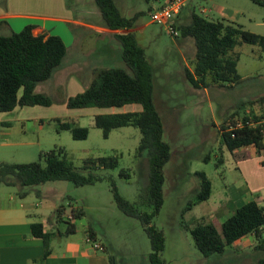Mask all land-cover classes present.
<instances>
[{"label": "rangeland", "instance_id": "obj_1", "mask_svg": "<svg viewBox=\"0 0 264 264\" xmlns=\"http://www.w3.org/2000/svg\"><path fill=\"white\" fill-rule=\"evenodd\" d=\"M165 2L114 0L124 17L140 13L135 26L144 28L136 32V37L154 68V104L163 123L164 140L171 147V158L164 166L163 206L152 224L164 233L165 249L162 257L168 264L214 263L217 257L214 255L205 261L186 227L191 228L204 220L201 222L212 223L221 231L219 219L209 220L204 214L206 209H217L222 200L229 198L225 193L231 195L237 188L236 163L226 149L221 150L219 144L221 123L231 115L240 116L244 112L263 116L264 104L256 103L254 99L264 96V51L259 45L239 42L230 53L238 60L239 81L230 88L227 85L221 87L208 78L205 85L196 88L185 78V70L192 71L194 49L191 42L172 38L162 25L151 22L150 14ZM66 3L75 16L101 24L103 19L94 0H82L79 3L77 0H66ZM192 10L208 20L232 23L244 31L264 36V0H188L176 23L182 22ZM76 37L78 41L86 37L88 43L85 48H91L92 52L87 55L78 52L72 61L100 63L103 68L126 69L118 42L98 40L86 33H77ZM68 61L69 57L62 66L65 67ZM79 74L85 78L87 71ZM73 81L78 86L84 85L81 81ZM53 89H56L55 85H52ZM69 94L65 87L64 91L57 94L52 92L51 105L43 106L39 115L30 116L35 119L34 122L21 123L15 120L14 115H10V133L4 135L0 131V163L43 164L39 158L41 152L61 147L74 168L84 175L89 173L81 170L87 159L115 157L116 166L92 169L90 172L103 178L93 185L75 187L68 181H55L27 188L1 185V189L18 195L26 192L24 198L18 200L31 205L35 214L48 218L54 217L59 205L68 214L71 207L78 206L84 212L80 224H89L97 241L112 257V264H150L148 237L137 219L125 216L118 210L111 185L112 181L118 195L138 205L140 211H150V207L139 205L140 202H146L149 171L147 160L136 155L139 130L133 126L121 127L112 130L105 138L102 131L94 126V116L91 114L138 113L142 106L129 103L119 108H68L67 100L73 97ZM57 120L87 128V138L74 140L69 131L57 132ZM32 123L36 126L33 129L29 128ZM23 125L28 130L25 133H22ZM205 156H209L208 162H203ZM219 159L222 165L217 167ZM196 172L204 173L211 182L212 195L207 205H190L198 191ZM39 203V207H34ZM257 254L258 257L264 255L255 251L248 258L250 262Z\"/></svg>", "mask_w": 264, "mask_h": 264}, {"label": "trees", "instance_id": "obj_2", "mask_svg": "<svg viewBox=\"0 0 264 264\" xmlns=\"http://www.w3.org/2000/svg\"><path fill=\"white\" fill-rule=\"evenodd\" d=\"M100 10L107 29L116 31L115 40L121 47V58L126 69L100 68L83 92L68 98V108H119L129 103H139L142 110L138 113L99 114L94 116V126L107 138L114 129L133 126L139 130L140 141L137 157L148 162V194L146 202L139 205L150 207V211L142 212L134 205L121 198L111 181L113 198L116 207L125 216L137 219L146 233L151 252L148 256L150 264H167L162 253L165 249V237L162 230L152 224L163 206L164 166L171 158V147L164 140V128L154 104V68L146 56L145 49L138 44L132 31L140 13L130 18L122 16L114 0H94ZM263 1V0H256ZM179 16V15H178ZM177 16V18H178ZM178 38L191 42L194 53L192 71L185 70V78L192 86L206 84V80L217 83L221 87H232L240 77L237 74V58L230 53L239 42L259 45L264 51V36L244 31L240 26L222 21H211L195 11L182 22H177ZM34 26H25L18 33L0 36V113H10L18 107L49 106V96L36 93L38 84L46 83L60 67L65 56L66 47L57 36L35 35ZM264 104V96L254 99ZM238 121L242 126H237ZM264 121V116L243 113L231 115L221 123L220 148L226 149L234 162L246 159L248 153L241 151L253 146L259 152L263 145L264 126L248 125ZM56 131H69L74 140H84L88 129L73 123L56 121ZM41 162L24 164L0 163V185L18 186L20 188L44 185L48 182L68 181L75 187L93 185L102 181L101 176L90 172L92 169H109L116 166L115 157L87 159L83 162L80 173L67 159L64 149L55 147L41 152ZM203 162L210 160L205 156ZM219 163V164H218ZM222 165L219 159L217 167ZM124 172H121L123 174ZM127 176V175H126ZM198 179L197 193L190 205L207 201L212 192V185L202 172L195 173ZM26 192L20 193V196ZM61 215V209L55 212ZM72 217L81 218L84 212L80 208L71 210ZM66 224L61 236H69L75 232V226ZM32 234L42 239L44 257L50 254L49 242L51 234H45L40 224L31 226ZM196 249L204 257L221 255L235 241L253 235L259 238L264 231V207L249 202L233 210L232 214L221 223V231L212 223L198 222L191 228L186 227ZM112 261V257H110ZM256 264H264V260Z\"/></svg>", "mask_w": 264, "mask_h": 264}, {"label": "crops", "instance_id": "obj_3", "mask_svg": "<svg viewBox=\"0 0 264 264\" xmlns=\"http://www.w3.org/2000/svg\"><path fill=\"white\" fill-rule=\"evenodd\" d=\"M77 1L79 3L82 0ZM136 13L138 12L134 14ZM28 25L34 26L35 35H44L45 39L49 36L59 37L66 47V56L62 62L63 64L65 59L69 57L66 66L60 65L52 78L46 82L50 83L49 85L42 83L35 88L36 93L45 94L50 98L52 92L57 94L61 90L64 91V87L71 96L83 92L92 81L94 71L103 68L100 63L92 64L90 62L88 64L83 62L82 64L72 61L78 52L83 55L92 52L91 48H85L88 43L86 37H82L83 40L78 41L77 33L80 35L86 33L87 36L93 35L98 40L104 39L110 43L117 42L114 38V34L117 32L107 29L103 20L101 24L97 25L88 19L75 16L66 0H0V36L18 33ZM143 28V26L136 27L134 24L132 31L136 35V32ZM83 71H87L85 78L79 74ZM73 80L81 81L84 85L78 86L74 84ZM52 85L56 86L55 90H51ZM61 100L64 102V98ZM42 107L39 105L24 106L18 107L10 113H0V131L4 135L10 133L11 127L8 121L10 115H14L15 120L21 123L34 122L35 119L30 116L39 115L41 112L39 110ZM91 114L96 116L100 113L92 112ZM262 115L264 116V112ZM34 127L36 126L33 123L29 126L32 129ZM27 131L23 125L22 133ZM262 145L263 147L259 152L253 146L241 150L247 152L248 157L235 162L237 169L236 192L230 195L229 192L225 191V194L229 195L227 200H222L220 206L214 211L211 209L204 211L209 220L219 219L222 223L232 214L234 209L249 202H255L258 206L264 207V133ZM24 196L7 192L1 189L0 185V264H112L111 256L106 253L105 247L97 241L95 232L89 224H80L84 216L79 219L72 217L71 210L79 208L78 206L76 208L71 207L68 214L66 209L59 205L55 212L60 208L61 215L57 217L55 213L53 218H48L35 214L31 205L18 200ZM210 197L207 201L197 205H207ZM40 205L41 203L35 204L34 207ZM64 222L75 226L73 234L69 236L60 235L65 231L66 224ZM34 224H40L43 233L52 235L49 242L50 254L47 257H44L42 239L32 234L31 226ZM94 245H99L102 250H96ZM255 251L264 254V231L259 238L248 235L235 241L226 249L225 253L215 255L217 258L214 263L206 262L205 264H218V262H220L219 264H256L258 261L264 260V255L258 257L257 254L253 257L252 263L250 262L251 259L248 258H251ZM208 258L205 257L204 260L207 261Z\"/></svg>", "mask_w": 264, "mask_h": 264}, {"label": "built area", "instance_id": "obj_4", "mask_svg": "<svg viewBox=\"0 0 264 264\" xmlns=\"http://www.w3.org/2000/svg\"><path fill=\"white\" fill-rule=\"evenodd\" d=\"M187 1L188 0H166L163 6L150 14L151 22L162 25L169 36L177 38L179 36V32L176 26V19L185 7ZM247 124L251 126L262 124L264 126V121L255 124L249 121ZM237 126H242L240 121H238ZM94 248L96 250H102L99 245H94Z\"/></svg>", "mask_w": 264, "mask_h": 264}]
</instances>
